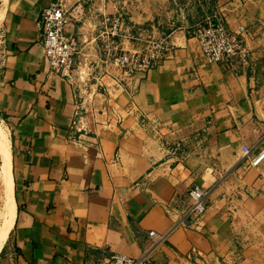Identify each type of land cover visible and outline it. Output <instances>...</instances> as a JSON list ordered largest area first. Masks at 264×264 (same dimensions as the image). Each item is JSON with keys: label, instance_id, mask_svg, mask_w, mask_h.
<instances>
[{"label": "crops", "instance_id": "0c3cea01", "mask_svg": "<svg viewBox=\"0 0 264 264\" xmlns=\"http://www.w3.org/2000/svg\"><path fill=\"white\" fill-rule=\"evenodd\" d=\"M2 1L0 119L16 214L0 264H100L117 254L264 264V162L248 166L242 150L264 145V0H63L79 48L71 80L50 73L40 43L52 0ZM121 10L129 37L167 36L171 48L115 88L99 34ZM212 16L245 31L247 61L207 64L192 30ZM77 105L92 115L98 150L69 140ZM194 186L210 191L207 210L184 219Z\"/></svg>", "mask_w": 264, "mask_h": 264}, {"label": "built area", "instance_id": "2783aa9c", "mask_svg": "<svg viewBox=\"0 0 264 264\" xmlns=\"http://www.w3.org/2000/svg\"><path fill=\"white\" fill-rule=\"evenodd\" d=\"M3 1L0 0V12ZM72 21V15L64 6L63 0H52L41 14L40 43L44 50L50 73L71 80L79 53L78 41L66 33L67 25ZM127 14L123 10L108 19V25L99 34L104 61L108 69L105 76L113 81V87L125 88L126 80L148 74L166 58L171 42L169 37L137 38L127 31ZM192 35L209 65H224L235 67L250 57V49L245 42V31L232 30L218 16H212L193 27ZM125 39L141 42L137 49L124 51L121 47ZM195 78L197 79L196 73ZM103 78V77H102ZM98 80V86L109 92V85ZM135 91V90H134ZM94 121L91 114L82 112L77 105L69 125V140L83 149L98 150L100 143L94 131ZM178 147V146H177ZM244 161L250 167H257L264 162V145L258 152L255 148L243 146ZM208 189L194 186L189 190L191 206L184 219L197 220L207 210ZM155 236V232H150ZM147 257L132 258L117 254L100 264H146Z\"/></svg>", "mask_w": 264, "mask_h": 264}, {"label": "bare ground", "instance_id": "6f19581e", "mask_svg": "<svg viewBox=\"0 0 264 264\" xmlns=\"http://www.w3.org/2000/svg\"><path fill=\"white\" fill-rule=\"evenodd\" d=\"M2 12V11H1ZM0 13V19H1ZM0 151L2 155L1 169L5 178L4 182V201L3 207L0 213L1 224H0V251L7 239V236L13 226L15 214H16V203L13 191V179L11 174V153L8 137L3 132L0 126ZM3 199V197H2Z\"/></svg>", "mask_w": 264, "mask_h": 264}, {"label": "rangeland", "instance_id": "374dc122", "mask_svg": "<svg viewBox=\"0 0 264 264\" xmlns=\"http://www.w3.org/2000/svg\"><path fill=\"white\" fill-rule=\"evenodd\" d=\"M2 13V12H1ZM192 14V13H191ZM1 16H2V14H1ZM198 22V21H197ZM199 23H201V22H199ZM193 24V23H192ZM192 24H190V25H192ZM198 24V23H197ZM227 25V24H226ZM126 32H128V31H126ZM125 51V50H124ZM0 126H1V128H2V130H3V132L5 133V135L9 138V131H8V128H7V126L5 125V123L0 119ZM164 136L165 135H163V139H164ZM10 139V138H9ZM165 141V140H164ZM168 142H169V145H174L175 146V144H176V142L175 141H170V140H168ZM177 146V145H176ZM170 155L171 156H173V157H180L179 156V152H177L176 150H170ZM1 165H2V155H1V151H0V213H1V210H2V207H3V202L4 201H2V200H4V182H5V178H4V175H3V172H2V169H1ZM2 197H3V199H2ZM1 218H0V224H1Z\"/></svg>", "mask_w": 264, "mask_h": 264}]
</instances>
